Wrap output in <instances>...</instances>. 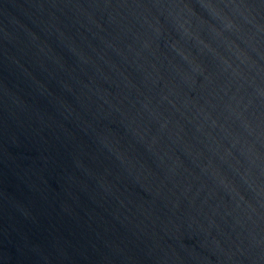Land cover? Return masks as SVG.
Listing matches in <instances>:
<instances>
[{
    "label": "water",
    "instance_id": "1",
    "mask_svg": "<svg viewBox=\"0 0 264 264\" xmlns=\"http://www.w3.org/2000/svg\"><path fill=\"white\" fill-rule=\"evenodd\" d=\"M0 264H264V0H0Z\"/></svg>",
    "mask_w": 264,
    "mask_h": 264
}]
</instances>
